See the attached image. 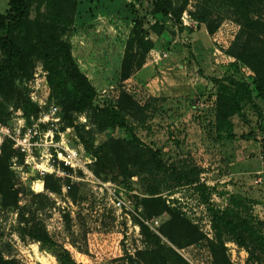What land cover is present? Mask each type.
I'll return each mask as SVG.
<instances>
[{
  "label": "rangeland",
  "instance_id": "rangeland-1",
  "mask_svg": "<svg viewBox=\"0 0 264 264\" xmlns=\"http://www.w3.org/2000/svg\"><path fill=\"white\" fill-rule=\"evenodd\" d=\"M125 1L134 4L140 15L151 10V0ZM200 2L188 0L178 21L156 15L154 30L149 33L153 42L151 61L157 62L153 77L161 79L160 87L162 83L180 85L172 92L175 95H154L148 83L135 79V73L119 82L120 64L131 41V27L123 20L126 14L113 21L102 19L95 33L73 28L62 31L73 58L96 88V98L91 107L73 113L71 120L59 112L38 123L29 156H24L22 165L14 164L21 190L19 206H0V253L9 264H143L141 253L168 244L158 233L167 217L145 221L140 215L138 198L144 196L145 186L151 181L167 203L178 208L208 239L176 249L188 264H213L209 240L224 243L231 264H264V251L251 244L237 245L212 225V211L224 210L231 195H241L248 202L242 216L253 214L264 234V102L255 100L257 108L245 103L242 112L231 119L230 132L216 131V90L211 84H203L192 70L190 85L187 58L193 55L208 77L235 78L251 84L253 73L230 55L240 33L239 24L225 15L215 32L209 34L192 15L207 10L215 19L226 12L209 3H202L205 9H201ZM6 8L5 4L0 13ZM35 15L33 11L32 17ZM57 84L51 85L42 62H36L32 77L18 85L39 109L38 116L27 121L23 109L11 108L8 125L26 133L38 117L48 116L61 100ZM121 90L137 102L140 111L134 117L116 112L110 119L104 116V122H124L144 144L157 151L165 168L149 180L143 175L104 180L91 170L96 159L86 149V142L91 143L92 150H98L108 136L125 137L122 128L105 131L97 117L100 109L115 105ZM49 132L54 134V146L45 144L44 136ZM60 152L63 157L67 152L77 154L71 167L61 161ZM47 162L61 171V176H55L64 186L59 195L49 193L47 199L38 198L45 191L37 170L48 168ZM172 171L187 173L188 178L171 175ZM67 179L79 186L75 199L67 195ZM29 231L36 232L34 236L45 234L49 243L35 240Z\"/></svg>",
  "mask_w": 264,
  "mask_h": 264
},
{
  "label": "trees",
  "instance_id": "trees-1",
  "mask_svg": "<svg viewBox=\"0 0 264 264\" xmlns=\"http://www.w3.org/2000/svg\"><path fill=\"white\" fill-rule=\"evenodd\" d=\"M201 9L209 3L225 10L224 16L213 19L210 12L203 10L201 15L193 14L199 24L205 25L212 34L225 15H230L240 26L239 36L230 55L237 63L247 67L253 73L252 83L235 78L227 80L204 75L193 55L186 60V76L191 85L190 73L203 84H211L215 89V129L217 132H230L232 118L240 114L245 103L257 108L255 100L264 102V0H198ZM188 0H151L148 14H138L135 5L125 0H9L7 8L0 13V124L11 122L13 110L23 109L27 121L36 118L39 109L29 98L19 82L32 77L36 62H42L48 73V79L56 86L61 98L58 105L60 114L71 120L73 113L81 112L92 106L96 98V88L88 80L73 58L70 45L62 39V31L68 28L79 29L86 33H95L102 19L113 21L123 13L124 22L131 27V41L119 68V82L129 79L146 63L151 61L153 42L149 33L154 30L155 16H172L178 21L187 6ZM36 15L32 17V12ZM133 45L136 49L133 50ZM141 107L124 90H121L115 105L99 110L100 123L105 131L116 128L125 130V137L116 139L111 136L102 143L98 150H92L86 142V149L92 151L95 161L91 170L96 177L104 180L113 177H138L144 179L159 174L164 170L157 151L144 144L131 127L124 122H104V116L110 117L116 112L130 117L136 116ZM24 154L13 147L11 140L3 138L0 144V206L15 209L19 206L21 190L17 186L14 164L22 165ZM64 171L71 169L64 167ZM166 171V169H165ZM171 175H184L172 171ZM151 179V178H150ZM45 193L38 198L47 199V194L59 195L64 186L59 176L42 177ZM155 182H148L138 198L141 218L154 220L165 215L158 233L167 241V245L141 253L143 264H188L176 251L183 247L208 240L176 207L167 203L160 195ZM67 195L75 199L79 186L66 180ZM247 198L231 195L229 206L222 211H212L213 229L227 233L240 246L264 251V234L260 231L261 222L251 213L242 216L247 208ZM35 240L48 242L44 234L34 236ZM41 233V232H37ZM159 240V239H158ZM249 241V242H248ZM213 264H231L223 242L208 241ZM0 264H9L0 253ZM136 264V263H133Z\"/></svg>",
  "mask_w": 264,
  "mask_h": 264
},
{
  "label": "built area",
  "instance_id": "built-area-1",
  "mask_svg": "<svg viewBox=\"0 0 264 264\" xmlns=\"http://www.w3.org/2000/svg\"><path fill=\"white\" fill-rule=\"evenodd\" d=\"M59 113V108L57 106H53L50 109V112L48 114V116H43V117H38L36 119V124L32 125V128L29 129L26 133H22L21 132V128H12L9 125L6 126H2L0 128V133L2 135V139L6 138L12 141L13 143V147L17 150H19L21 153L27 156H29L30 154V150L33 148L34 144L32 143V140L34 139V137L36 136V134L38 133V123H43L45 121H47V119L49 117H52L56 114ZM53 132H49L46 133L44 136L45 139V144L48 146H54L53 145ZM67 156L63 157L62 152H60L58 155L61 159V161L65 164V166H70L71 167V161L76 160V156L77 154L75 152H67ZM69 159V160H68ZM28 158L25 160L27 161ZM27 163V162H26ZM46 166H48V168L45 169H38L37 171L39 172L40 176L44 177L45 175H62L61 171H58L56 169H54V167L52 165H49L48 162L46 163Z\"/></svg>",
  "mask_w": 264,
  "mask_h": 264
},
{
  "label": "crops",
  "instance_id": "crops-1",
  "mask_svg": "<svg viewBox=\"0 0 264 264\" xmlns=\"http://www.w3.org/2000/svg\"><path fill=\"white\" fill-rule=\"evenodd\" d=\"M9 0H0V8L2 6H4L5 4L7 5ZM155 65H157L156 60L155 61H150L148 63H146L139 71H137L135 73V79L139 80L143 83H148L147 86L149 87L151 93H153L154 95H165L168 96L170 95H175L177 93H173V91L175 90H179V88L181 87L180 85H177L174 83L169 84L171 85L169 86H164L162 83V86L160 87V83L162 82L161 79L159 77H157V75L154 76V70H155Z\"/></svg>",
  "mask_w": 264,
  "mask_h": 264
},
{
  "label": "bare ground",
  "instance_id": "bare-ground-1",
  "mask_svg": "<svg viewBox=\"0 0 264 264\" xmlns=\"http://www.w3.org/2000/svg\"><path fill=\"white\" fill-rule=\"evenodd\" d=\"M38 186H39L40 189H42V184H39Z\"/></svg>",
  "mask_w": 264,
  "mask_h": 264
}]
</instances>
